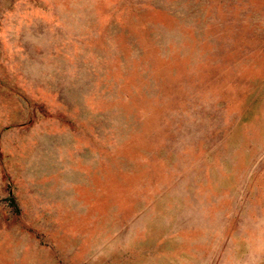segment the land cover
<instances>
[{
  "label": "rangeland",
  "instance_id": "obj_1",
  "mask_svg": "<svg viewBox=\"0 0 264 264\" xmlns=\"http://www.w3.org/2000/svg\"><path fill=\"white\" fill-rule=\"evenodd\" d=\"M0 264H264V0H0Z\"/></svg>",
  "mask_w": 264,
  "mask_h": 264
}]
</instances>
